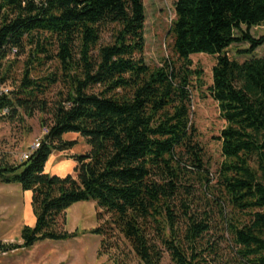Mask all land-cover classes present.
<instances>
[{"label": "trees", "instance_id": "trees-1", "mask_svg": "<svg viewBox=\"0 0 264 264\" xmlns=\"http://www.w3.org/2000/svg\"><path fill=\"white\" fill-rule=\"evenodd\" d=\"M175 13L174 58L152 67L144 0H0V119L40 111L49 128L28 160L0 158V183L31 191L37 218L0 252L79 237L62 228L66 213L93 201L90 233L113 264H162L166 252L174 264H264V57H237L264 45L251 33L264 0H176ZM239 43L249 47L232 56ZM198 54L216 56L209 94L226 121L216 176L193 120ZM22 55L19 84L2 92ZM67 133L90 150L75 174H49L74 144Z\"/></svg>", "mask_w": 264, "mask_h": 264}, {"label": "rangeland", "instance_id": "rangeland-1", "mask_svg": "<svg viewBox=\"0 0 264 264\" xmlns=\"http://www.w3.org/2000/svg\"><path fill=\"white\" fill-rule=\"evenodd\" d=\"M146 7V49L145 57L147 63L152 67L163 66L165 60L173 59V38L170 34L172 22L176 18V0H144ZM251 33L255 37L264 35V24L253 27ZM249 47L248 43H239L231 47V55L235 50H244ZM251 56L264 57V45L258 47L252 55H238L240 60ZM195 66H200L204 71L205 85L202 89L193 90V120L199 130V140L207 151L208 163L212 175L216 176L218 167L223 161L221 131L226 126L222 118L218 103L210 96L209 87L212 85V69L216 64V56L198 54L192 56ZM10 63L14 64L12 78L6 86L14 89L19 84L23 74L25 55L11 57ZM8 63V65L10 64ZM6 65V66H8ZM49 65L44 68L48 72ZM24 122L20 119L15 121L0 119V152L8 154L13 163L22 162V154L36 141L43 136L44 127L42 119L46 116L36 111L32 117L25 116ZM73 141L72 148L68 151L53 153L46 166V172L52 175L65 177L68 174H75L77 165L75 156L83 155L90 150L85 137L79 133H67L64 137ZM2 155V157H3ZM1 157V158H2ZM19 190L11 193L7 188L0 196V202L6 200L11 204H20L22 208L27 203L24 191L17 184ZM1 206V205H0ZM2 209V207H0ZM98 208L93 201H82L75 203L67 211L66 225L62 228L73 232L76 229L84 231L79 237L67 241L49 240V264H113L109 256H98V250L102 237L90 233L98 226ZM4 233L0 229V234ZM43 244V243H42ZM47 243H44L45 245ZM39 246V245H38ZM136 263L137 261L134 260ZM133 264V263H132ZM162 264H174L166 252Z\"/></svg>", "mask_w": 264, "mask_h": 264}, {"label": "crops", "instance_id": "crops-1", "mask_svg": "<svg viewBox=\"0 0 264 264\" xmlns=\"http://www.w3.org/2000/svg\"><path fill=\"white\" fill-rule=\"evenodd\" d=\"M47 171V170H46ZM19 183H0V196L7 188L11 193L19 190ZM23 190L22 186L20 185ZM24 191V190H23ZM27 203L25 207L19 204H11L6 200L0 202V229L4 233L0 234V241L4 243H23L21 237L25 226H34L37 218L32 207V192L24 191ZM44 243H47L43 245ZM49 240L36 243L30 248H22L10 252H0V264H49ZM39 245V246H38Z\"/></svg>", "mask_w": 264, "mask_h": 264}, {"label": "built area", "instance_id": "built-area-1", "mask_svg": "<svg viewBox=\"0 0 264 264\" xmlns=\"http://www.w3.org/2000/svg\"><path fill=\"white\" fill-rule=\"evenodd\" d=\"M14 54L17 53V50L13 51ZM10 87L6 86L2 88V92L4 93H9L10 92ZM8 113V110H5V112L3 114ZM43 136L40 138H37L36 141L28 148V150L26 152H24L22 154V161L28 160L30 158V156L38 149L41 147V144L43 142V140L45 139V137L47 136V134L49 133V128L44 127L43 130ZM2 153L0 152V158L2 157Z\"/></svg>", "mask_w": 264, "mask_h": 264}]
</instances>
